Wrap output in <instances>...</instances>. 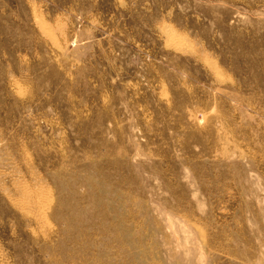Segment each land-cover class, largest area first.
<instances>
[{
    "label": "rangeland",
    "instance_id": "rangeland-1",
    "mask_svg": "<svg viewBox=\"0 0 264 264\" xmlns=\"http://www.w3.org/2000/svg\"><path fill=\"white\" fill-rule=\"evenodd\" d=\"M0 264H264V0H0Z\"/></svg>",
    "mask_w": 264,
    "mask_h": 264
}]
</instances>
